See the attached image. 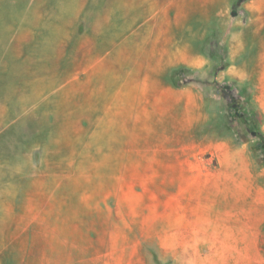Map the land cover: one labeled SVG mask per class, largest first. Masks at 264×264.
<instances>
[{
  "label": "rangeland",
  "instance_id": "rangeland-1",
  "mask_svg": "<svg viewBox=\"0 0 264 264\" xmlns=\"http://www.w3.org/2000/svg\"><path fill=\"white\" fill-rule=\"evenodd\" d=\"M251 1L0 0V264H264Z\"/></svg>",
  "mask_w": 264,
  "mask_h": 264
},
{
  "label": "crops",
  "instance_id": "crops-1",
  "mask_svg": "<svg viewBox=\"0 0 264 264\" xmlns=\"http://www.w3.org/2000/svg\"><path fill=\"white\" fill-rule=\"evenodd\" d=\"M262 12H264V0L251 1V14L253 15V19L255 21L256 19H259L257 17H259ZM0 32H3V30Z\"/></svg>",
  "mask_w": 264,
  "mask_h": 264
},
{
  "label": "bare ground",
  "instance_id": "bare-ground-1",
  "mask_svg": "<svg viewBox=\"0 0 264 264\" xmlns=\"http://www.w3.org/2000/svg\"><path fill=\"white\" fill-rule=\"evenodd\" d=\"M22 89V88H21Z\"/></svg>",
  "mask_w": 264,
  "mask_h": 264
}]
</instances>
